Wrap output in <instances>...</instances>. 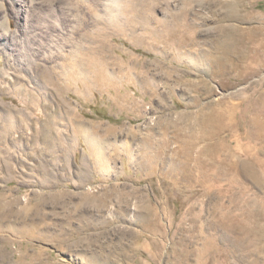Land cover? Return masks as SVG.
Returning <instances> with one entry per match:
<instances>
[{
    "label": "rangeland",
    "instance_id": "374dc122",
    "mask_svg": "<svg viewBox=\"0 0 264 264\" xmlns=\"http://www.w3.org/2000/svg\"><path fill=\"white\" fill-rule=\"evenodd\" d=\"M0 264H264V0H0Z\"/></svg>",
    "mask_w": 264,
    "mask_h": 264
},
{
    "label": "bare ground",
    "instance_id": "6f19581e",
    "mask_svg": "<svg viewBox=\"0 0 264 264\" xmlns=\"http://www.w3.org/2000/svg\"><path fill=\"white\" fill-rule=\"evenodd\" d=\"M92 3V2H91ZM94 4H96V3H94ZM97 5V4H96ZM98 6V5H97ZM83 7H84V5H83ZM87 9H88V12L92 15V17H93V21H95V23H97L98 22V7H95L94 5H89L88 4V6H87ZM59 11V10H58ZM57 15V14H56ZM94 23V28L96 27L95 24ZM60 24V23H59ZM96 30H97V28H96ZM95 29H94V31H96ZM9 31V30H8ZM92 31V30H91ZM5 34V36L4 37H6L7 36V34H6V32L4 33ZM91 36V38L92 39H96V36H95V33H93V31H92V34L90 35ZM12 40V39H11ZM3 49L5 50L6 48L4 47V45H3ZM3 51V50H2ZM6 52V51H5ZM91 53V55H89V54H84V56H82V58H81V56H78L77 57V61H76V66L73 68V71H71L72 72V77L73 78H77V75H78V70H87L88 72L89 71H92V70H94L95 69V72H97L98 70L99 71H101L100 69H98L97 68V66H98V63H97V59H96V57H95V55H94V51H91L90 52ZM100 67V66H99ZM80 72V71H79ZM82 72V71H81ZM86 72V71H85ZM83 73V72H82ZM49 76V75H48ZM78 78H79V76H78ZM82 78V77H81ZM51 79V78H50ZM52 81V80H51ZM43 83V82H42ZM76 83H77V81H76ZM61 90V89H60ZM5 106V105H4ZM9 108V107H8Z\"/></svg>",
    "mask_w": 264,
    "mask_h": 264
}]
</instances>
